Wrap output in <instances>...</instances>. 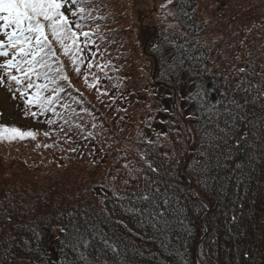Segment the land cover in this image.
<instances>
[{
  "label": "trees",
  "instance_id": "16d2710c",
  "mask_svg": "<svg viewBox=\"0 0 264 264\" xmlns=\"http://www.w3.org/2000/svg\"><path fill=\"white\" fill-rule=\"evenodd\" d=\"M156 11L151 70L102 34L31 117L64 164L0 155V264H264V0Z\"/></svg>",
  "mask_w": 264,
  "mask_h": 264
},
{
  "label": "snow or ice",
  "instance_id": "6c2138e0",
  "mask_svg": "<svg viewBox=\"0 0 264 264\" xmlns=\"http://www.w3.org/2000/svg\"><path fill=\"white\" fill-rule=\"evenodd\" d=\"M89 2L90 0H0V34L4 37L0 39V58H5L0 62V84L4 83L6 76L9 91H12L11 83H15V91L24 98L26 117L31 115L36 118L46 111L60 116L55 111L54 104L63 89L57 81H67L68 77L63 71V62L57 56L56 46L78 74L79 65L84 63L83 51L95 43L91 39L92 33L83 31L87 21L94 19L90 15L91 10L82 6ZM65 8L68 9L67 14ZM91 67L92 63L89 62V68ZM85 83L87 84V77ZM53 85L56 87L53 88ZM49 91L52 95L45 96ZM30 106L37 107L39 112L28 111ZM46 122L49 125L55 123L51 119ZM44 135L48 136L49 133L45 132ZM28 137L35 139L36 133L30 129L25 131L16 126L0 124V141L12 142Z\"/></svg>",
  "mask_w": 264,
  "mask_h": 264
},
{
  "label": "rangeland",
  "instance_id": "374dc122",
  "mask_svg": "<svg viewBox=\"0 0 264 264\" xmlns=\"http://www.w3.org/2000/svg\"><path fill=\"white\" fill-rule=\"evenodd\" d=\"M165 1L167 0H101L102 3H99L100 1L90 0L85 8L91 10L90 15L94 19L87 21V25L83 31H90L92 33L91 39L97 38L102 34L106 35L110 32L112 36L109 37L106 43H113L115 46L119 47L120 51H123L122 65L128 67L132 64L136 72L133 77L139 78L144 74L145 68L152 69L153 64L148 55L152 43H148V38L152 31V27L157 23L161 24L163 20H161L163 15L157 12L156 9ZM64 10H67V8ZM69 18L73 19L72 17ZM3 38V34H0V39ZM49 39L51 40V36H49ZM80 39H82V37ZM53 44L55 46V42H53ZM56 52L60 61L63 62V71L65 72L68 58L61 53L58 46H56ZM131 55L134 58L133 63L129 62ZM3 59L5 58H0V62H2ZM97 62L98 58L96 57L93 60V66L96 65ZM70 71L72 70L70 69ZM130 80L131 78L127 77L126 74L125 82H129ZM57 82L60 83L61 80ZM64 82V84H75V88H80V92L86 89L82 85V79L78 76H73ZM11 88L12 91H9V82L5 76L4 83L0 84V124L16 126L25 131L30 129L36 133V138L32 139L28 137L24 140L12 142L0 141V155H2L3 158L11 157L12 160L22 159L30 163L36 161L53 165L64 164L66 160L65 154L66 152L69 153L71 150L68 141H66L64 137H61L63 138L64 144L62 147H45V145L51 144L55 138H48L44 133L48 132L50 136L59 135V130L55 129V127L52 129L49 125L43 127L40 123H34L31 119V115L26 117L24 115L26 110L24 98L20 96L19 92L15 91L16 85L14 82L11 83ZM14 93L15 98H13ZM47 93L48 92L45 93V96ZM59 93L62 94L63 91ZM28 111L39 112V109L30 106ZM118 112L120 115L122 114L119 109ZM46 113L47 111L38 116L45 117L44 115ZM53 169H57L59 172L64 171L62 167ZM53 232H55V229ZM13 264H24V262L17 260Z\"/></svg>",
  "mask_w": 264,
  "mask_h": 264
},
{
  "label": "water",
  "instance_id": "95a60500",
  "mask_svg": "<svg viewBox=\"0 0 264 264\" xmlns=\"http://www.w3.org/2000/svg\"><path fill=\"white\" fill-rule=\"evenodd\" d=\"M208 89L211 90V86L210 85H208Z\"/></svg>",
  "mask_w": 264,
  "mask_h": 264
}]
</instances>
